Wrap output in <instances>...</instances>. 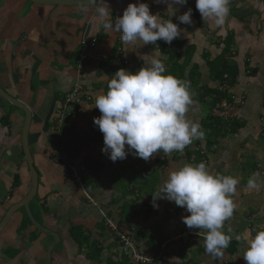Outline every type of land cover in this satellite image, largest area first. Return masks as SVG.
Returning a JSON list of instances; mask_svg holds the SVG:
<instances>
[{
  "label": "crops",
  "instance_id": "crops-1",
  "mask_svg": "<svg viewBox=\"0 0 264 264\" xmlns=\"http://www.w3.org/2000/svg\"><path fill=\"white\" fill-rule=\"evenodd\" d=\"M139 2L147 3L152 14L177 23L183 30L181 35L170 44L157 40L144 45L138 40L125 45L118 33L103 29L92 7L84 11L82 6L0 0V88L27 105L32 114L35 128L29 129L28 144L38 186L29 212L40 229L31 224L23 209L15 211L0 231V264H46L47 250L54 241L49 232L58 236L48 253L51 264H117L126 259L105 226L106 220L128 234L145 256L159 255L165 245L163 260L155 264H245L249 231L255 235L264 228V188L247 187L264 158V0H231L229 15L220 26L211 19L202 20L195 0H187L183 6H169L161 0H106L113 21L129 3ZM171 7L178 8L173 16ZM189 8L192 23L180 24L176 17ZM227 36L232 39L229 63L236 68L231 93L237 100L243 98L230 110V124L238 126L234 131L225 128V135L209 151L205 149L202 157L195 153L203 144L202 138L194 139L182 153L161 151L147 161L127 154L125 159L112 162L102 153L103 135L93 123L100 112L92 106L97 94L107 91V82L118 69L135 72L148 67L154 57L162 59L166 75L174 68L173 76L189 85L196 83L198 90H190L192 103L186 118L200 125L210 100L200 96L204 90L220 86L211 78L210 64L221 53V42ZM92 39L97 45L78 68L80 45ZM117 59L126 65L115 66ZM75 85L82 89L79 102L69 110L67 132L58 152L77 169L82 181L85 179L83 187L74 184L66 169L56 164L48 142L50 130L42 132L54 87L57 107ZM5 115L7 124L1 119ZM23 121L22 111L0 99V222L30 188L20 141ZM203 160L211 173L238 180L232 197L234 213L223 228L232 241L223 256L215 259L205 253V230L189 229L183 223L182 217L189 215L184 208L165 199L156 200L157 207H153L152 195L170 171ZM96 162L99 165H93ZM15 176L17 186H13ZM88 179L95 182L93 186ZM261 181L258 177L257 182ZM76 228L89 238V244L98 246L92 260L87 247L76 244ZM183 232L198 236L192 243L173 241ZM157 241L161 245L156 252Z\"/></svg>",
  "mask_w": 264,
  "mask_h": 264
},
{
  "label": "clouds",
  "instance_id": "clouds-1",
  "mask_svg": "<svg viewBox=\"0 0 264 264\" xmlns=\"http://www.w3.org/2000/svg\"><path fill=\"white\" fill-rule=\"evenodd\" d=\"M78 2L84 11L94 8L103 22V29L118 33L125 45L138 40L144 45L155 44L157 40L170 44L183 31L170 18L162 19L152 14L147 3H129L122 15L113 21L106 0ZM161 2L169 6L187 4V0ZM230 2L195 0V7L203 21L211 19L220 26L229 15ZM172 9L171 16L178 11V8ZM191 13L189 8L176 19L180 24L190 25ZM165 73L162 59L154 57L148 67L142 66L135 72L118 69L107 82V91L97 94L92 107L99 110L100 116L94 117L93 123L103 135L101 151L112 162L125 159L127 154L147 161L161 151L182 153L194 139L203 138L201 126L186 118L192 103L189 83ZM258 177L256 173L249 178V189L264 188V181L258 183ZM237 184L238 180L232 176L211 173L204 162L185 163L168 173L167 179L152 195L153 207H157L156 200L165 199L184 208L189 215L182 217L183 223L189 229H204L205 253L214 259L220 258L232 241V236L223 228L224 222L234 213L232 197ZM245 243V264H264V228L257 230L255 235L249 231Z\"/></svg>",
  "mask_w": 264,
  "mask_h": 264
},
{
  "label": "built area",
  "instance_id": "built-area-1",
  "mask_svg": "<svg viewBox=\"0 0 264 264\" xmlns=\"http://www.w3.org/2000/svg\"><path fill=\"white\" fill-rule=\"evenodd\" d=\"M97 45V41L95 39H92L90 42H82L80 45L79 55H78V61L77 65L78 68H80L84 62L88 59V52L95 48ZM126 65V62L117 59L115 61V66H122ZM229 87L223 83L218 87L219 92H226L228 93ZM81 87L78 85H75L71 91L64 97L62 103H60L55 109L54 112L49 120L50 127H49V147L52 152V154L55 156L56 161H62L63 166L67 171V174L69 178L73 181L74 184L82 187V178L79 175L77 169L71 165L70 163L66 162L65 160H62L59 152H58V146L60 144V141L64 137V135L67 132V124H65L69 118V110L71 109L72 105L79 102V96L81 94ZM230 101L223 100L220 103V109L222 110V117L226 120H231L232 115L230 114V110L235 105H240L242 103L243 98H240V100H237L233 94L229 95ZM78 111V110H77ZM205 162V160H203ZM206 163V162H205ZM264 166V158L262 159L261 163ZM260 164L257 165L258 167V173L260 179L264 181V170L260 169ZM90 200L89 198H87ZM107 228L112 232L115 239L117 240L120 254L123 258H125L129 264H155L160 262L162 258V250L164 249V246H162V249L160 250L161 253L157 256H145L142 254L139 249L136 247V244L132 240V238L128 234H124L123 232H120L109 220L105 221ZM198 235L193 234L190 232H183L181 233L176 239L180 241L182 244H185L186 242L192 243L196 239ZM166 260H168L166 258Z\"/></svg>",
  "mask_w": 264,
  "mask_h": 264
},
{
  "label": "trees",
  "instance_id": "trees-1",
  "mask_svg": "<svg viewBox=\"0 0 264 264\" xmlns=\"http://www.w3.org/2000/svg\"><path fill=\"white\" fill-rule=\"evenodd\" d=\"M221 43L224 46L221 53L210 64L211 78H213L215 81H218L220 85L226 82L229 84V87L231 88L234 85L235 75H236V68L234 66H230V63H229V58L231 55L232 39L231 37L227 36L224 40H222ZM180 70H183V68ZM168 73L169 74L172 73L173 75L175 73V69L174 68L168 69L167 74ZM174 77H177V76H174ZM192 89L198 90V88H196V83L190 85L189 91ZM204 97H209L210 100L208 103V111H207L208 114L200 122L201 129L204 132V136L202 138L204 142L203 140H201L203 144H201L202 146L198 148V150L195 152L197 155H199V157L206 156V151H209L212 148L213 144L216 142V140L220 136L222 137L223 135H225V132H227L225 128L229 129L228 131L232 132L238 127L235 124H230L231 121L229 120L225 121L222 117V110L220 109V103L223 100L230 101V97L226 92H219L218 90H204L200 98H204ZM1 119H4V124H7L8 115L3 116ZM49 127H50V123L48 122V128L46 129V131L49 130ZM189 155L190 153H188V156ZM93 165H99V163L96 162ZM84 180L82 181V187L83 185H85ZM88 180L90 182V186H93V183L95 182H93L91 179H88ZM17 181H18V178L15 176L13 186H17ZM129 206L131 207V205ZM128 214L129 213H127V215ZM126 219L128 221V218ZM105 226H106V223H105ZM77 237L78 239H76ZM74 238L76 239V244L79 247H83V246L87 247L88 259L92 260L94 257L93 254L99 251L98 246L93 242L89 244V238L83 235V232L79 228L74 229ZM150 241H153V240L151 239ZM159 243L160 242L157 241V246L155 250L156 252L158 251V248H160L161 244ZM107 264H115V263L107 262ZM117 264H129V263L126 260H124Z\"/></svg>",
  "mask_w": 264,
  "mask_h": 264
},
{
  "label": "water",
  "instance_id": "water-1",
  "mask_svg": "<svg viewBox=\"0 0 264 264\" xmlns=\"http://www.w3.org/2000/svg\"><path fill=\"white\" fill-rule=\"evenodd\" d=\"M29 1L36 3V4H41V5H62V6H80L81 7V4L78 2V0H29ZM55 92H56V88L54 87L53 97H52V101H51L50 106H49V110L43 119V124H42V132L43 133L48 128V122L51 118V115H52L54 107H55V103H56ZM0 99L5 101L6 103L11 105L12 107L17 108L18 110L23 112L24 121H23L22 130H21L20 141H21L23 159L27 165L28 176L30 178L29 192L21 201H19L18 203L14 204L13 206H11L9 208V210L7 211V214L3 218L2 222H0V231L3 229L5 224L10 220L12 214L19 209H23L25 211L29 221L31 222V224L33 226H35L36 229L40 230L39 227L36 226V224L34 223V220L30 216V212H29V204L34 199V197L36 195V191H37V186H38L37 173H36V170H35V167L33 164V159H32V156L30 154L29 144H28V134H29V129H30L31 121H32V114H31L27 105L21 103L19 100L12 98L9 94H7L1 88H0ZM49 235L53 238L54 241H53L52 246H50L47 250L46 264H51L50 260H49L48 253H49L51 247H53V245L57 244V242H58V236L56 234L49 232Z\"/></svg>",
  "mask_w": 264,
  "mask_h": 264
},
{
  "label": "rangeland",
  "instance_id": "rangeland-1",
  "mask_svg": "<svg viewBox=\"0 0 264 264\" xmlns=\"http://www.w3.org/2000/svg\"><path fill=\"white\" fill-rule=\"evenodd\" d=\"M224 83L229 87V84H228V83H226V82H224ZM231 88H232V87H231ZM231 88L229 87V89H228V93H227V91H226V93H227L228 95L232 94V93H231ZM58 101H59V100H58ZM61 102H62V101H61ZM61 102L59 101V104H60ZM49 123H50V122H49ZM22 124H23V122H22ZM18 125H19V124H18ZM21 128H22V126H21ZM34 128H35V127H34V125H33V123H32L30 129L33 130ZM53 157H54V159H55V156H54V155H53ZM55 162H56V164L60 163L61 166L64 167L62 161H55ZM203 162H204V161H203ZM205 162H206V161H205ZM205 162H204V163H205ZM258 164H259V163H258ZM61 166H58V168H59V169H62ZM260 169L264 170V166H263L262 164H260ZM40 184H41V183H40ZM38 199H39V197H38Z\"/></svg>",
  "mask_w": 264,
  "mask_h": 264
}]
</instances>
